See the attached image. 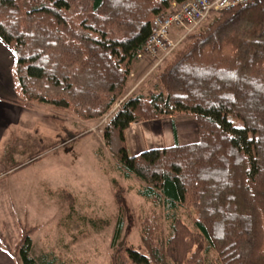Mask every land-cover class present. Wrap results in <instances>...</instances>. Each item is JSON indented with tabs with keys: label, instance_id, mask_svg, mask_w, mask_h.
Masks as SVG:
<instances>
[{
	"label": "trees",
	"instance_id": "16d2710c",
	"mask_svg": "<svg viewBox=\"0 0 264 264\" xmlns=\"http://www.w3.org/2000/svg\"><path fill=\"white\" fill-rule=\"evenodd\" d=\"M172 1L184 0H0L16 91L83 120L102 116L124 92L152 18ZM215 13L165 63L159 88L124 99L104 127L118 171L139 178L151 204L139 222L140 247L120 245L133 214L111 180L119 216L110 264H264V0ZM187 113L198 142L130 153L131 123ZM59 194L73 212L71 194ZM35 230L22 227L13 249L0 232L15 264H36L28 255ZM43 259L71 264L53 249Z\"/></svg>",
	"mask_w": 264,
	"mask_h": 264
},
{
	"label": "rangeland",
	"instance_id": "374dc122",
	"mask_svg": "<svg viewBox=\"0 0 264 264\" xmlns=\"http://www.w3.org/2000/svg\"><path fill=\"white\" fill-rule=\"evenodd\" d=\"M215 14L199 23L162 60L134 59L124 92L117 100L136 94L148 96L156 91L157 76L165 63ZM171 38L176 40L179 36L173 33ZM29 103L35 112L32 129L20 134L18 148L6 149L8 167L13 166L14 150L18 167L0 177V232L8 245L13 249L18 243L22 227L35 226L28 255L36 264H45L43 255L52 249L71 264H110L119 216L111 184L116 179L133 214L130 232L121 233L117 242L140 247L139 222L150 212L151 204L140 195L143 182L136 176L125 178L104 144L103 130L112 117L109 118L110 108L115 103L102 116L90 121L78 118L70 110ZM60 190L68 191L73 197V212ZM178 214L195 229L184 208H179ZM122 220L125 225L123 214ZM209 258L215 259L216 254L210 252Z\"/></svg>",
	"mask_w": 264,
	"mask_h": 264
},
{
	"label": "crops",
	"instance_id": "0c3cea01",
	"mask_svg": "<svg viewBox=\"0 0 264 264\" xmlns=\"http://www.w3.org/2000/svg\"><path fill=\"white\" fill-rule=\"evenodd\" d=\"M14 58L13 50L0 38V177L18 167L16 150L12 155L13 166L8 167L6 149L19 147L20 134L32 129L31 120L35 113L32 104L24 102L15 89L11 73ZM126 138L132 155L148 149L196 143L199 140L196 117L187 113L131 123ZM0 264H15L1 243Z\"/></svg>",
	"mask_w": 264,
	"mask_h": 264
},
{
	"label": "built area",
	"instance_id": "2783aa9c",
	"mask_svg": "<svg viewBox=\"0 0 264 264\" xmlns=\"http://www.w3.org/2000/svg\"><path fill=\"white\" fill-rule=\"evenodd\" d=\"M257 0H184L172 1L165 11L157 13L150 22V32L135 54L136 60L145 57L162 60L171 54L177 44L211 13L253 3ZM173 31V32H172ZM179 31V33H178ZM172 32V33H171ZM175 34L178 39L171 38ZM124 98L110 108V116L119 109Z\"/></svg>",
	"mask_w": 264,
	"mask_h": 264
},
{
	"label": "water",
	"instance_id": "95a60500",
	"mask_svg": "<svg viewBox=\"0 0 264 264\" xmlns=\"http://www.w3.org/2000/svg\"><path fill=\"white\" fill-rule=\"evenodd\" d=\"M122 244H123V241L120 242V245H122Z\"/></svg>",
	"mask_w": 264,
	"mask_h": 264
}]
</instances>
